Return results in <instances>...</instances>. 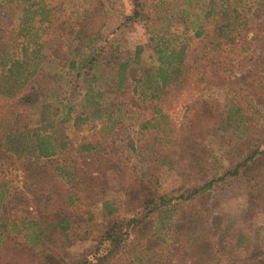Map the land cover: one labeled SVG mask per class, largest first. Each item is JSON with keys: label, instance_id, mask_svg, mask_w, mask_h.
<instances>
[{"label": "trees", "instance_id": "16d2710c", "mask_svg": "<svg viewBox=\"0 0 264 264\" xmlns=\"http://www.w3.org/2000/svg\"><path fill=\"white\" fill-rule=\"evenodd\" d=\"M245 1L209 0L210 9L203 10V16L197 15L194 20L184 12L180 20L185 32L192 30L193 38L200 42L199 54L191 64L187 62L191 39L185 32L170 34L159 25L164 17L161 14L148 26L149 42L157 56L156 66H140L143 47L138 46L132 59L121 62L115 57L109 74L100 70L104 64L101 51L107 41L103 39V30L90 33L87 14L82 22H77L78 30L66 28L74 34L75 42L70 46L71 59L62 63L69 71L70 90L67 94L63 91L66 96L62 97L69 104L67 117L77 108L73 100H78L80 107L87 102L84 105L89 110L77 114L75 126L87 123L91 114L103 119L101 129L91 142L80 147V153L102 151L110 140L119 136L120 130L130 128L142 135V153L154 151L161 166L175 169L179 162H186L191 169L197 165L200 159L196 158L194 148L183 145L188 139L178 135L180 129L175 128L165 110V95L169 91L188 89L192 83L202 85L220 78L218 72L211 69L215 65V60L210 58L212 53L229 50L231 55L239 57L263 44L258 34L248 40L249 33L255 28L250 27L251 19L245 8L258 7L255 12L260 13L264 11V0H258V4L253 0L250 6ZM131 2L133 14L125 17L123 26L144 20L139 0ZM94 14L100 16V11L95 10ZM6 21L7 16L0 8V56L5 49L3 42L9 41L2 31ZM62 37L58 36L59 39ZM99 39L104 44L92 48L86 59H80L86 48L84 43ZM47 42L46 51H51L53 41ZM56 49H59L58 45L54 51ZM42 68L28 75L19 87L0 91V264H264V248L257 249L248 233L240 232L236 240H232L229 226L221 229L213 226L209 205L201 209L196 205L216 182L236 177L243 169L254 166L264 156V151L258 148L227 169L218 180L203 184H196L195 180L183 183L177 191L178 196L162 193L159 178L151 170L143 173L135 179L136 189L126 195L125 216L114 217L112 211L105 209L93 256L68 259L64 250L69 239L68 223L51 211L52 188L56 186L53 180L61 169L59 164L54 170L47 167L58 162L61 149L73 148L64 126L67 118L62 122L51 119L48 127L52 134L40 138L35 149L20 143L30 129L31 111L51 89ZM49 77L53 81L57 78L55 75ZM143 104H146L145 108H142ZM211 104L196 102L188 117L192 120L194 112L202 111L215 126L234 117L230 105H225L226 111L220 112L221 105ZM57 134L60 135L58 138ZM133 148L136 152L138 147ZM12 168L20 172V176L12 178ZM77 177L79 187L72 189L66 198L74 207L89 197V192L99 181L85 169ZM20 212L23 217L18 216ZM164 216L165 219H161ZM157 220L160 223L155 227ZM21 238L25 240L21 241ZM236 250L243 254L241 259L234 255Z\"/></svg>", "mask_w": 264, "mask_h": 264}, {"label": "rangeland", "instance_id": "374dc122", "mask_svg": "<svg viewBox=\"0 0 264 264\" xmlns=\"http://www.w3.org/2000/svg\"><path fill=\"white\" fill-rule=\"evenodd\" d=\"M139 2L144 20L123 26L121 24L125 17L133 14L134 5L131 0H0V8H3V13L7 16L2 31L9 38L8 42H3L5 49L0 56V91L7 92L19 87L28 75L38 71L41 66L51 88L46 98L31 111L30 129L20 143L35 149L40 138L52 134L53 131L48 127L51 119L62 122L67 118L64 126L67 128V136L73 142V148L70 146V149H61L63 156L47 167L54 170L59 164L61 169L59 175L56 174V178L52 179L57 187L53 185L52 188L54 197L51 211L65 218L68 223L69 239L64 249L68 259L93 256L96 240L101 235L105 209L112 211L114 217L125 216L123 207L126 195L136 189L135 179L143 173L151 170L159 178L162 193L178 196L180 193L177 191L183 183L195 180L196 184H203L218 180L227 169L243 161L256 148L264 151V11L259 13L255 12L258 7H252L251 10L246 7L245 12L251 19L250 27L255 28L249 33L248 40L258 34L263 44L260 47L256 45L257 47L239 57L231 55L229 50L212 53L210 58L215 60V65L211 69H215L220 78L202 85L192 83L188 89L169 91L165 95V110L175 128L180 129L181 133L178 135L188 139L183 145L194 148L198 156L196 158L200 159L197 165L191 169L186 162H179L175 169L161 166L154 151L142 153V135L130 128L120 130L119 136L110 140L102 151L87 152L84 155L80 153V147L91 142L95 133L101 129L103 119L91 114L87 123L75 126L77 114L89 110L84 105L87 102L80 107L78 100H73L77 108L67 117L69 104L62 97L70 90L69 71L62 63L71 59L70 46L75 42L74 34L66 28L78 30L77 22H82L87 14L90 17L88 31L95 34L103 30V39L107 41L101 51V62L104 64L100 70L109 74L115 57L121 62L132 59L138 46L143 47L140 66H156L157 56L149 42L151 35L148 26L160 14L164 17L160 19L159 25L170 34L180 35L185 32L180 20L185 11L189 19L194 20L197 15L203 16V10L210 9L209 0ZM258 2L257 0V4ZM245 3L250 6L253 0H246ZM95 10L100 11V16L94 14ZM60 24L65 26L64 29ZM185 33L191 39L187 58V62L191 64L199 54L200 42L193 38L192 30ZM58 36L63 37L59 39ZM49 39L53 41V48L46 51ZM103 44L101 39L92 43L86 41V48L80 59H86L92 48H100ZM57 45L59 49L54 51ZM49 75L57 78L50 80ZM65 90L66 94L63 93ZM196 102L221 105L220 112L226 111L225 105H230L234 117L215 126L214 121L200 111L194 112L193 119L190 120L188 115ZM145 106L143 104L142 108ZM214 114L217 111L214 110ZM136 122L134 120L135 124ZM59 136L57 134V138ZM133 146L138 147L136 152ZM84 169L99 179L98 184L83 202L75 207L70 206L66 201L67 194L79 187L77 176ZM15 170L12 168V178L21 174ZM244 170L246 169L236 177L216 182L196 205L199 209L209 205L212 209L213 226L216 229L229 226L232 240L235 241L240 232H245L250 235L257 249H263L264 156L250 169ZM1 177L4 176L1 174ZM23 215L22 212L18 213L19 217ZM161 219H165V216ZM159 223L157 220L154 226L158 227ZM234 255L241 259L243 254L236 250Z\"/></svg>", "mask_w": 264, "mask_h": 264}]
</instances>
